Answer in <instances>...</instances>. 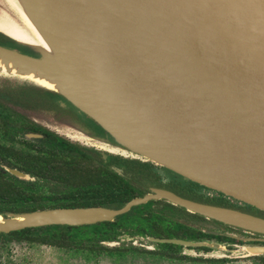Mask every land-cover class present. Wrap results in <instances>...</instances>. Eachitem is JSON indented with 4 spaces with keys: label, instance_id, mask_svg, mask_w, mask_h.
Instances as JSON below:
<instances>
[{
    "label": "water",
    "instance_id": "obj_1",
    "mask_svg": "<svg viewBox=\"0 0 264 264\" xmlns=\"http://www.w3.org/2000/svg\"><path fill=\"white\" fill-rule=\"evenodd\" d=\"M18 2L66 67L40 46L1 29L8 40L0 39V54L53 72L56 80L71 84L76 99L19 75L0 76L34 84L47 91L59 109L72 114L71 120L60 121L55 119L58 111H53L54 123L81 131L109 153L152 162L264 213V0ZM0 20L22 24L15 13ZM3 168L20 180H31L16 168ZM153 192L121 208L0 215L30 219L0 225V233L112 222L134 206L162 199L208 220L264 236V215L246 207L217 206L165 189ZM54 216L73 223H50ZM148 241L224 250L214 242L154 237ZM243 249L245 257H264V245Z\"/></svg>",
    "mask_w": 264,
    "mask_h": 264
},
{
    "label": "trees",
    "instance_id": "obj_2",
    "mask_svg": "<svg viewBox=\"0 0 264 264\" xmlns=\"http://www.w3.org/2000/svg\"><path fill=\"white\" fill-rule=\"evenodd\" d=\"M12 82L17 83L19 88L9 89L10 91L0 88V98L6 96L15 99L14 91L16 93L22 91L23 97H32L31 93H36L37 98L34 100L40 99L47 105L46 115L58 111L56 120H71L72 114L59 109L47 91L39 87L30 88L27 83L14 80ZM59 115L61 118L58 119ZM32 124L30 122L29 125L19 113L0 102V215L6 217L8 214L57 208H121L133 198L142 196L144 190L148 191L150 186L154 185L149 181L150 179L140 177L134 171L133 168L136 167L132 166L131 162H126L127 169L125 165H118L122 162L120 157L94 149L90 152L87 148L71 144L52 131H48L44 139L35 140L36 143L24 139L21 141L22 147L17 148L16 136L20 130L24 131L27 127L33 131L39 129ZM1 165L18 168L36 176L38 183L18 180L7 173ZM154 183L158 186V182ZM141 208L134 207L112 222L78 226L50 225L8 234L0 233V235H7L14 240L34 246L57 248L71 258L83 259L86 264L96 263L102 258H111L119 262L128 258V253H135L134 256L154 255L176 263L185 261L193 264H226L228 262L225 259L205 260L187 257L179 253L180 246L173 244H161L160 251H146L125 244L115 247L106 245V242L116 241L123 232L130 235L151 234L179 238L181 236L177 235L176 231L185 230L187 233L183 234V237L186 239L203 236L196 229L162 212H154L149 207H145V211ZM163 209L177 218L187 216L203 218L179 207H163ZM254 261L255 264H264V257L255 258Z\"/></svg>",
    "mask_w": 264,
    "mask_h": 264
},
{
    "label": "flooded vegetation",
    "instance_id": "obj_3",
    "mask_svg": "<svg viewBox=\"0 0 264 264\" xmlns=\"http://www.w3.org/2000/svg\"><path fill=\"white\" fill-rule=\"evenodd\" d=\"M0 39L1 40H5V41L8 40L7 37L4 36L1 33H0ZM27 86H30V88L35 87V86L29 85V84ZM16 87L19 88L18 84L15 83V82L13 83L11 79H8V78H5V77H0V88L1 89H5V90L12 89V90H14V88L16 89ZM11 93L13 94V91ZM14 94L16 95L15 99L17 98V100L10 99V98H8L6 96L5 97L3 96V97L0 98V102L10 106L11 109H13V110H15V112L19 113L20 116H22L23 119L26 120L29 125H30V122H31V124L33 123L32 125L34 127L39 128L38 130L33 131V130H29L28 127H27V128H24V131L20 130L18 132V134L16 136V139H17L16 140L17 141L16 142V147L17 148H21L22 147V144H21L22 140L25 139V140L33 141L34 143H36L35 140L44 139L47 136L48 131H52V130L41 122V121H45V119L47 117L46 110H48V109H47V105L45 104V102L41 101L40 99L39 100H37V99L34 100L35 98H37L36 97L37 96L36 93H31L32 97H30V96L23 97L22 91H20V93H16V91H14ZM59 116H58V119L61 118V116L60 117ZM26 129H28V130H26ZM52 132H54V131H52ZM54 133H56V132H54ZM33 135H35V136H33ZM57 135L62 137L59 134H57ZM62 138L66 139L67 141H69L73 145H77V146H81V147L87 148V149L90 150V152H93L91 149H94L96 151H100V152H103V153H109L107 151L99 150V149H96V148H90V147L84 146V145H82L80 143L73 142V141H71V140H69V139H67L65 137H62ZM35 147L38 148L40 146H35ZM109 154H112V153H109ZM112 155H114L116 157H120V160L122 162L118 163V165H121V166L125 165L127 169H128V165L126 164V162L127 161L131 162L132 166L136 167V168H133L134 171L137 172L140 175V177L143 176V177H145L147 179H150L149 181L154 184V185L150 186L148 191L144 190L142 196H138V197H135V198H142V197H145L146 195L152 194V193H154L153 189H156V190L157 189H165V190L173 192V193H175V194H177V195H179V196H181L183 198H188L190 200H196V201H199V202H205V203H209V204H213V205H217V206L237 207V206L231 204V202H227L226 201L227 199H226V197L223 194H221L219 192H215V191H213L211 189H208V188H206L204 186H201V185H199L197 183H193V182L187 180L189 184L186 187H182L180 184H178L177 182L172 180V178L168 174V170H166V169H164V168H162L160 166H157L156 164H154L152 162H146V161H141V160H138V159L126 158V157H123L121 155H116V154H112ZM1 166L3 168V166H7V165H1ZM8 167H10V166H8ZM11 168H14V167H11ZM16 169H18V168H16ZM21 172H23V171H21ZM13 177H15V176H13ZM30 177H31V180L26 181V182H33V183L36 182V183H38L36 181L38 177L32 176V175H30ZM18 180H20V179H18ZM21 181H25V180H21ZM154 182H158V186H157V183H154ZM36 187H38L37 184H36ZM60 187L62 188V190H64V188L62 186H60ZM135 198H133V199H135ZM246 206L247 207H252V206H248V205H246ZM246 206H243V207H246ZM134 207H142L141 209L144 210V211L146 210L145 207H149L154 212H157V213L162 212V214L167 215V216L171 217L172 219H176V218H174L173 216L168 214V211L164 210L163 207H179V208H182L180 206L171 204V203L167 202L166 200H162V199L161 200H152V201H149V202H147L145 204L137 205V206H134ZM245 210H247V208H245ZM191 214H193V213H191ZM203 218H205V217H203ZM203 218L202 219L201 218L197 219V218H193V217H190V216L185 217V219H192V220H194L196 222L208 221V219L205 218V220H204ZM176 220H179V219L177 218ZM211 221L213 223L217 224V226L221 230L223 229L222 230L223 231L222 234L221 233H217V234L205 233L202 230H200V229H198L196 227L190 226V225H188L185 222L184 224L186 226L191 227L193 229H196V231L202 233L203 236L194 237L192 239H186V237H183V234L187 233L185 230H177L176 231L177 235L181 236L179 238H167V237H164V235H163V237L162 236L159 237V236L151 235V234L130 235L128 233L123 232L121 235H119V237H118V239L116 241L106 242L105 244L110 246V244L112 243L114 245L113 247H115L116 246L115 243L119 242L120 240H122L121 237L128 236V237H130L132 239L133 238H140V239H142V241L147 240V243L149 245H151L153 248L152 249H147L146 246H143L142 244H141V247H139L138 243H136V242H132V243H129V244L124 242V243H121V244H125L126 246L136 247L138 249H143V250H146V251H160L161 250V246L160 245L162 243L149 242L148 241L149 237H154V238H158V239H181V240L191 241V242H213V241H216V242H218V244L220 243V245L221 244H226L229 247H232V245H235V244L243 245L245 243L264 245V242L251 241V240L241 241V240H237L235 238L226 236V235H224V233H226V232H228L230 234H235V233L236 234L240 233L242 235H245V234L243 232H241V230H239V229L229 227L227 225H224V224L219 223V222L214 221V220H211ZM102 223H104V222H102ZM181 223H183V222H181ZM247 237H248L247 239H261V240H264V238H260V236H247ZM173 245H175V244H173ZM176 246H180V245H176ZM180 248L181 249H180L179 253L182 255V251H183L184 247L180 246ZM188 249H198L200 251L203 250V251H207V252L214 251L213 248L211 249L209 247H190ZM187 257H189V256H187ZM255 258H258V257H255ZM223 259H226V258H223Z\"/></svg>",
    "mask_w": 264,
    "mask_h": 264
},
{
    "label": "rangeland",
    "instance_id": "obj_4",
    "mask_svg": "<svg viewBox=\"0 0 264 264\" xmlns=\"http://www.w3.org/2000/svg\"><path fill=\"white\" fill-rule=\"evenodd\" d=\"M8 6L5 4L3 0H0V17L8 16V13L10 15H14L12 11L8 10ZM1 77V76H0ZM11 80L16 81V79L8 78ZM20 80L17 79V82ZM23 81V80H22ZM20 83V82H19ZM30 85V84H29ZM32 86H35L34 84ZM37 87V86H35ZM53 115L46 117L45 121H41L43 124H45L47 127H49L52 131L56 132L57 134L61 135L62 137H65L73 142L80 143L84 146L90 147V148H96V143L90 140L84 133L81 131H77L72 128H65L58 126L57 123H54L52 118ZM97 134H100V136L107 137L104 132L99 130L97 131L96 127H93L92 125H89ZM106 151V150H103ZM119 155V154H118ZM124 157V156H123ZM128 158V157H127ZM131 158V157H129ZM131 159H137V158H131ZM139 160V159H138ZM142 161V160H141ZM169 176L172 178L173 181L180 184L182 187H186L189 183L187 180H185L183 177L168 171ZM227 202H231V204L240 207L245 208L243 206V203H239L231 198H226ZM247 211L253 212L255 214L264 215V213H260L256 211L253 207H247ZM174 218L177 219V217L174 216ZM181 222L187 223L190 226L196 227L200 230H202L205 233H223V229L221 230L217 224L213 223L211 220L208 221H201L196 222L192 219H185V218H178ZM245 235H242L240 233L230 234L228 232L224 233V235L235 238L237 240H247V236H259L250 234L247 232H244L241 230ZM260 238H264V236H260ZM122 240L119 242H116L115 245L118 246L121 243H132L136 242L138 243V246L141 247V244L143 246H146L147 249H152L153 247L147 243V240L142 241L140 238H130L128 236L121 237ZM214 243H218L216 241H213ZM220 244V243H219ZM224 250L220 251H200L198 249H188L184 248L182 251V255H186L189 257H194L197 259H223L228 260L226 264H255V257H245L243 246L252 245V243H245L243 245H232V247H229L226 244H221ZM111 247L114 245L111 243ZM135 253H128L125 260H120L119 262L113 261L111 258H102L96 263L92 264H193L190 262H170L166 261L164 259H160L158 256H150V255H138L134 256ZM0 264H86L83 259L80 258H71L69 255L63 251L58 250L57 248H51L47 246H34L30 245L26 242H20L17 240L12 239L9 236H3L0 235ZM200 264H210V263H200Z\"/></svg>",
    "mask_w": 264,
    "mask_h": 264
},
{
    "label": "bare ground",
    "instance_id": "obj_5",
    "mask_svg": "<svg viewBox=\"0 0 264 264\" xmlns=\"http://www.w3.org/2000/svg\"><path fill=\"white\" fill-rule=\"evenodd\" d=\"M11 10L15 13L21 25L13 22H5L0 20V29L11 35L12 37L40 46L44 52L66 67V62L58 54L56 48L50 42L48 37L38 27L37 23L29 16L28 12L18 2V0H5ZM0 72L19 75L23 79H30L41 86L57 91L68 98L76 99V95L71 92L69 83L59 82L56 80L53 72H46L44 68H38L34 64L22 65L17 59L10 58L0 54ZM29 218L16 217L12 220L0 216V225L10 226L13 223L29 221ZM50 223H73V220L63 216H54L50 218Z\"/></svg>",
    "mask_w": 264,
    "mask_h": 264
}]
</instances>
